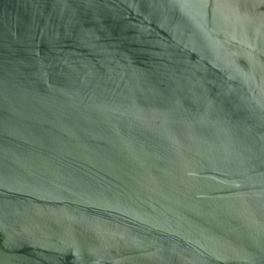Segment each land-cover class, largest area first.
<instances>
[{
	"label": "water",
	"instance_id": "obj_1",
	"mask_svg": "<svg viewBox=\"0 0 264 264\" xmlns=\"http://www.w3.org/2000/svg\"><path fill=\"white\" fill-rule=\"evenodd\" d=\"M0 264H264V0H0Z\"/></svg>",
	"mask_w": 264,
	"mask_h": 264
}]
</instances>
